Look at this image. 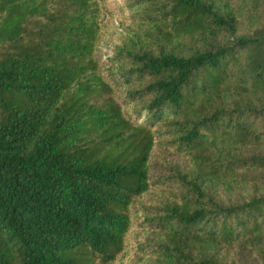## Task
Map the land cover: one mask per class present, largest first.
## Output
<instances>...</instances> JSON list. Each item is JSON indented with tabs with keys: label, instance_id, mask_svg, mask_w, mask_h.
Here are the masks:
<instances>
[{
	"label": "trees",
	"instance_id": "obj_1",
	"mask_svg": "<svg viewBox=\"0 0 264 264\" xmlns=\"http://www.w3.org/2000/svg\"><path fill=\"white\" fill-rule=\"evenodd\" d=\"M117 8L130 113L99 70L100 0H0V264L113 261L155 141L183 155L156 174V264H264V0Z\"/></svg>",
	"mask_w": 264,
	"mask_h": 264
},
{
	"label": "rangeland",
	"instance_id": "obj_2",
	"mask_svg": "<svg viewBox=\"0 0 264 264\" xmlns=\"http://www.w3.org/2000/svg\"><path fill=\"white\" fill-rule=\"evenodd\" d=\"M123 0H100L102 15L100 17V32L96 41L95 53L100 60V72L114 83V95L122 103V109L125 113H130L133 108L138 105L137 102H127L128 97L125 93L129 84L121 83L119 71L121 65L117 60L110 58L114 51V46L119 43L120 36L125 26L129 25L132 17L128 9L121 13L117 8V3ZM112 9V13L107 8ZM170 157L173 161L178 162L183 155L164 151L155 144L151 150L149 158L150 179L152 181L151 188L144 192L140 197L136 198L131 204V224L125 233L126 246L117 257L108 264H156V252L149 246L150 242L159 236V232L154 230L148 222V215L154 209L156 201L160 199H174L168 194L167 189L174 188L170 184H156V174L162 173V166L159 164L162 157ZM157 185V186H156ZM159 186V187H158ZM253 192L251 186L245 188L242 192L228 194L220 193L224 199H244Z\"/></svg>",
	"mask_w": 264,
	"mask_h": 264
}]
</instances>
